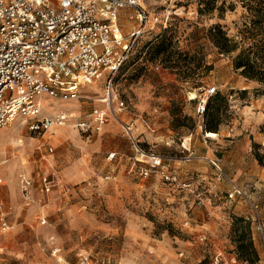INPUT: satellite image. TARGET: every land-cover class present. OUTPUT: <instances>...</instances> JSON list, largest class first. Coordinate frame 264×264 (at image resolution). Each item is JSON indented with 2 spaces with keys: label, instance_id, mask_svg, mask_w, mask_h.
Masks as SVG:
<instances>
[{
  "label": "rangeland",
  "instance_id": "1",
  "mask_svg": "<svg viewBox=\"0 0 264 264\" xmlns=\"http://www.w3.org/2000/svg\"><path fill=\"white\" fill-rule=\"evenodd\" d=\"M142 2L151 14L172 17L142 38L117 80L129 108L124 119L147 156L116 121L86 134L72 120L44 138L20 117L10 122L0 132V264H244L231 237L235 216L250 222L262 260L249 200L264 227V83L235 63H250L264 78V7L258 0ZM164 38H172L174 56L162 63L154 48ZM212 87L225 98L212 102L221 108L214 136L205 130L211 117L198 112L214 99L206 98ZM105 92L101 80L81 87L77 100L42 97L44 114L84 117L104 107ZM151 154L171 160L153 168ZM22 177L33 180L30 206ZM43 178L53 182L49 193ZM235 189L243 195L230 197Z\"/></svg>",
  "mask_w": 264,
  "mask_h": 264
},
{
  "label": "built area",
  "instance_id": "2",
  "mask_svg": "<svg viewBox=\"0 0 264 264\" xmlns=\"http://www.w3.org/2000/svg\"><path fill=\"white\" fill-rule=\"evenodd\" d=\"M261 2L264 5V0ZM124 11L128 13L122 15ZM171 20L170 13L151 14L142 0H0V132L18 117L42 138L72 120L76 121L75 128L86 134L99 133L116 121L137 150L147 156L136 144L134 123L124 119L129 108L119 95L116 78L142 38L156 28L166 29ZM101 80L106 82L103 108L80 118L66 111L44 114L42 97L77 100L81 87L94 86ZM218 92L216 87L208 88L206 98ZM206 103L198 109L200 116ZM50 152H54L51 147ZM148 156L153 168L171 160ZM52 183L43 178L41 191L49 193ZM20 188L25 205H32L33 180L22 177ZM234 195L243 192L235 189L230 197ZM249 202L261 236L263 258L259 263L264 264L259 205ZM45 224L47 220L43 219ZM4 227L8 228L6 224ZM213 264L223 263L216 258Z\"/></svg>",
  "mask_w": 264,
  "mask_h": 264
},
{
  "label": "trees",
  "instance_id": "3",
  "mask_svg": "<svg viewBox=\"0 0 264 264\" xmlns=\"http://www.w3.org/2000/svg\"><path fill=\"white\" fill-rule=\"evenodd\" d=\"M258 1L264 7L263 2H261V0ZM261 16L264 17V15L262 14ZM211 36L212 38L218 39L220 41V43H218V46L222 51H225L227 53L230 52V50H228L227 47L225 46L226 45L225 42H227V39L223 36V34L220 31L218 32L214 31V33H211ZM223 42L224 44H222ZM171 46H172V38L170 39L164 38L161 42H159L157 46L154 48L155 59H158L159 57L162 56V58L160 59L162 63L165 62L166 59L168 60L171 59L172 56H174V53L170 50ZM177 54L178 57H181L182 55L181 53H177ZM235 68L236 70L243 69L242 74L247 78L256 79L257 81L264 83V78L262 77L263 74L255 72L253 66L250 65V63L244 64V62L242 61H237L235 63ZM251 71H254V73H251ZM118 77L116 78V82L118 80ZM212 97L214 99L210 100L208 104L206 103L203 116L207 114L208 117H211L210 122L205 126V130L207 132H210L209 133L210 135L214 136L215 135L214 133H217L219 130L220 121H218L217 118L219 117L221 108L219 106H213L212 102L217 99H225V98H223L219 94V92ZM255 155L257 157V160L262 161V158L259 156L258 152H255ZM250 230H251V224L248 220L238 216H235L233 218L231 237L236 247L237 259L242 260L246 264H258L259 254L255 247ZM200 264H213V262L209 263L207 260H203Z\"/></svg>",
  "mask_w": 264,
  "mask_h": 264
},
{
  "label": "bare ground",
  "instance_id": "4",
  "mask_svg": "<svg viewBox=\"0 0 264 264\" xmlns=\"http://www.w3.org/2000/svg\"><path fill=\"white\" fill-rule=\"evenodd\" d=\"M40 101H41V99H40ZM41 103H42V101H41ZM42 105H43V103H42ZM17 120H20L21 122L24 123V121H22V118H21V119L18 118ZM13 123H14V122H12V124H13ZM17 142H18V144H23V141H21V140H18Z\"/></svg>",
  "mask_w": 264,
  "mask_h": 264
},
{
  "label": "crops",
  "instance_id": "5",
  "mask_svg": "<svg viewBox=\"0 0 264 264\" xmlns=\"http://www.w3.org/2000/svg\"><path fill=\"white\" fill-rule=\"evenodd\" d=\"M230 142L233 143V140H231ZM1 162H2L3 164H5V163H7L8 161H7V159H2Z\"/></svg>",
  "mask_w": 264,
  "mask_h": 264
}]
</instances>
